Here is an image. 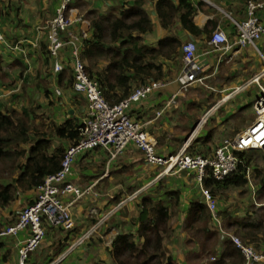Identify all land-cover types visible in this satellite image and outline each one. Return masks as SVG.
Instances as JSON below:
<instances>
[{
	"label": "crops",
	"instance_id": "crops-1",
	"mask_svg": "<svg viewBox=\"0 0 264 264\" xmlns=\"http://www.w3.org/2000/svg\"><path fill=\"white\" fill-rule=\"evenodd\" d=\"M133 1L73 0V7L77 9L78 15L88 22L86 25L81 22L76 23L73 30L80 35L85 30L87 37H90L92 30L87 17L89 11L97 10L100 13H107L126 2ZM173 1L178 3V0ZM189 1L193 2L198 9L194 21L201 29L211 22L216 25L214 30L219 28L229 37H234L236 34L235 21H242L247 17L245 0ZM60 4L61 0H0V29L4 34V40L0 42V112L13 108L18 111L26 108L32 109L30 111L31 120L43 127L44 131L51 132V152L59 148L67 150L75 141L72 138L57 136L52 131L69 120L75 124H83L89 112L88 100L73 88L74 55L72 49L65 46L58 56H52L48 49L49 32L46 24L54 18ZM144 8L150 13L154 24L152 31L143 34L144 42L155 47L159 40L165 37H177L183 44L188 40H193L198 46V58L204 66L201 75L204 82L214 83L217 86L214 88L217 90L220 86L216 97L223 96L227 89L233 90L237 85L243 84L252 76L251 73L260 70V58L253 50L258 48L261 53L262 50L264 51V36L258 41L257 48L248 46L240 49L229 58L236 56L235 59L228 61L227 57L221 58L218 51H215L209 44L210 34L207 31L198 35L192 34L180 21H177L171 28H165L157 15L154 0H144ZM258 14L264 22V7L259 10ZM183 59L181 49L180 56L176 59L166 60L165 68H169L171 72L162 79L165 85L129 109V113L144 123L145 129L157 141L156 152L161 156L177 153L187 142L188 146L192 145L188 151L210 154L218 145L226 140H232L249 126L245 120H241L239 124L234 121L231 136L226 137L225 135L226 138H221L227 133L226 123L235 119L238 116V110H246L245 107L248 105L242 97V101H238L237 98L230 99V97L228 100L224 96L222 100L226 103L221 105L220 116L218 117L217 110L211 124L209 123L193 140L192 131L206 110L212 92L206 93L205 91L203 94L187 92L179 99L176 106L164 108L171 96L180 89L177 78L184 66ZM108 62L101 60L96 69H105ZM56 63H61L63 70L56 71ZM218 79L220 80L219 85ZM256 97L257 94L252 102V108ZM32 136L34 138V135ZM32 144L20 145L28 150V153L19 159L20 163L24 164L27 161ZM250 152H257V150ZM252 170L251 167L248 175V184L251 185ZM19 171L20 169L17 168L15 176ZM262 179H264V170ZM3 180L7 183L12 181L8 177ZM67 180L82 187L93 185L94 194L87 195L88 197L79 200L73 206L72 223L69 227H55L49 224L46 226L45 223L46 238L41 248L30 255V264H92L88 259L91 254L87 253V249L92 248L93 243L104 244V248L106 246L103 250L104 255H101L100 260L97 261L111 264L113 260L109 250L116 237L126 232L136 233L138 230L137 217L142 209L140 200L144 197L170 205V208L173 207V201L178 198L179 204L171 209L170 226L172 230L164 240L165 249L173 256L176 264H201L207 257L204 256L202 260L201 247L197 243H190V236L186 231L188 218L194 217L199 211L198 204H206L202 192L204 182L197 180L194 172L166 171L165 166L148 163L144 152L135 144H130L120 156L113 159L102 148L78 155ZM257 182V189L252 185L251 192L254 195L264 190V185H261L260 180ZM136 190H141L137 202L113 210L118 198L128 197ZM223 190L221 189L214 195L216 199ZM37 195L38 188L20 191L16 199L0 213V223L3 228L15 223L19 212L34 203ZM257 204L264 207V203ZM109 213L110 216L103 223L104 226L96 231L98 233L101 230L98 235L95 236V232L90 241L80 246L81 249H72L69 246L72 240L76 241L100 217ZM241 223L264 225V211L257 214L252 211H231L228 208L219 209L218 207L216 216L212 214L210 227L218 234V242L212 256H217V260L223 261V264H242L243 262H235V258L227 255L228 247L232 245V242L222 238L219 228L223 226L233 234L244 236L247 229L243 228ZM56 232H60V236H56L57 240L54 238ZM26 236V232H21L18 236L0 238V264H18V246ZM253 238L260 252L264 253V233L256 232ZM256 264H264V262Z\"/></svg>",
	"mask_w": 264,
	"mask_h": 264
},
{
	"label": "trees",
	"instance_id": "trees-1",
	"mask_svg": "<svg viewBox=\"0 0 264 264\" xmlns=\"http://www.w3.org/2000/svg\"><path fill=\"white\" fill-rule=\"evenodd\" d=\"M154 2L157 15L165 28H171L180 21L192 34L198 35L207 31L211 39L216 25L210 22L211 25L208 23L201 29L194 21L198 9L193 2L189 0H178V3L173 0ZM87 17L92 32L90 37L81 38L80 55L85 63L87 62L86 68L90 78L98 81L103 96L110 104L120 103L136 87L165 78L171 72L169 68H165L166 60L176 59L183 48V42L174 36L160 39L155 47L144 42L143 34L154 29L150 13L144 8V0L126 2L107 13L91 10ZM101 60L109 61L107 67L96 69ZM31 110L26 108L18 111L13 108L0 112V213L16 199L20 191L38 188L46 176L59 171L66 153L62 148L51 152V132L44 131L43 127L31 120ZM81 129L82 124H75L69 120L52 132L60 137L75 139L73 144H76L81 137ZM28 143L33 144L27 161L22 164L19 159L25 156L28 150L20 145ZM191 147L192 145L188 150ZM237 154L240 158L238 168L224 180H216L211 174L204 179V186L209 188L213 195L230 186L244 187L248 184L251 161L247 157V152ZM17 168L20 171L15 176ZM7 177L12 181L5 182L3 179ZM260 183L264 185V179H261ZM118 202L119 200L117 204ZM178 204L176 198L172 208ZM140 205L142 209L137 217L139 223L137 232L119 234L113 241L109 250L113 263L176 264L164 246L165 237L172 230L170 226L172 208L149 197L142 198ZM198 207V213L188 218L186 231L190 236V243H197L201 247L204 260V256H212L215 253L218 234L210 227L212 212L209 207L202 203H199ZM241 225L247 229L245 235L240 237L246 243L255 244L253 235L256 232L264 233L263 224ZM2 229L0 223V231ZM227 255L235 258V262L244 264L241 251L233 243L228 247ZM203 263L204 261L201 262ZM223 263L217 260L213 264Z\"/></svg>",
	"mask_w": 264,
	"mask_h": 264
},
{
	"label": "built area",
	"instance_id": "built-area-1",
	"mask_svg": "<svg viewBox=\"0 0 264 264\" xmlns=\"http://www.w3.org/2000/svg\"><path fill=\"white\" fill-rule=\"evenodd\" d=\"M247 3V17L242 21H235L236 34L229 37L225 31L216 29L212 33L209 44L220 57L232 56L240 49L248 46L257 48V42L264 36V22L258 14L264 7V0H245ZM81 22L88 24L78 15L73 7V0H61L56 15L46 24L49 32L48 49L52 56H58L65 46L72 48L74 55L73 88L83 94L88 100L89 112L82 124L81 137L76 144L66 150L61 169L45 177L38 187V195L34 203L24 207L18 214L15 223L5 226L0 231V238L18 236L26 232L27 236L18 246V264H30V255L40 248L46 238L45 223L55 227H69L72 223V208L84 196L92 193L93 185L82 187L68 181L72 165L78 155L102 148L111 159L120 156L130 144H135L145 154L148 163L165 166L166 171L187 170L196 174L197 180L204 179L211 174L216 180H224L234 172L240 163L238 152L262 150L264 152V67L246 82L236 87L235 93H240L256 85L260 92L253 103L254 119L239 132L232 140H226L218 145L210 154H196L188 151V142L177 153L161 156L156 152L157 141L145 129L144 123L134 118L129 109L145 100L154 91L161 89L165 83L162 80L154 81L137 87L127 98L117 104H110L102 94L97 80L90 78L86 64L80 55V41L87 37L86 31L78 34L73 26ZM4 34L0 29V42ZM184 66L178 77L181 88L166 102L164 108L177 104V99L188 90V87L201 79L202 65L198 61V46L190 40L183 44ZM258 49V48H257ZM264 59V55H263ZM56 71L63 70L61 63H56ZM232 94L226 95L225 99ZM218 102V108L221 106ZM210 110L206 112L195 128L197 132L204 126ZM141 190H136L121 200L113 210H117L139 197ZM206 205L213 216H216L217 199L205 186L202 187ZM112 213V211L110 212ZM106 214L89 229L81 234L71 245V248L84 244L99 229L100 225L109 218ZM221 236L231 242L241 251L244 264L264 262V253L253 244L244 242L238 235L233 234L220 226ZM217 260V256H210L204 264Z\"/></svg>",
	"mask_w": 264,
	"mask_h": 264
},
{
	"label": "rangeland",
	"instance_id": "rangeland-1",
	"mask_svg": "<svg viewBox=\"0 0 264 264\" xmlns=\"http://www.w3.org/2000/svg\"><path fill=\"white\" fill-rule=\"evenodd\" d=\"M188 41H190V40H188ZM193 41V40H192ZM257 43H259V42H257ZM258 46H260V45H258ZM253 47V46H252ZM260 48H261V46H260ZM253 52L257 55V57L258 58H260V61H261V65H260V70L264 67V59H263V54H264V51L262 50V53L258 50V49H254L253 50ZM218 55H220V52H218ZM221 56V55H220ZM223 57H227V60L228 61H233L234 59H235V57L236 56H233V58H231V59H229L230 58V56H223ZM199 59V58H198ZM198 61H200V59L198 60ZM200 63H201V65L203 66V63L200 61ZM259 70V71H260ZM203 71H204V66L202 67V73H203ZM259 71H257V72H259ZM256 71L252 74L251 73V75L253 76L255 73H257ZM202 73H201V75H202ZM179 77V76H178ZM178 79V78H177ZM211 81H216V80H211ZM220 80L218 79V85L220 84V82H219ZM178 82H179V80H178ZM199 82H202V83H199ZM224 82V81H223ZM228 83V82H227ZM179 84H180V82H179ZM214 86H216L214 83L213 84H211V83H209V82H204V79H201V80H198V81H196V82H194V83H192L189 87H188V90L185 92V93H183V94H181L180 96H179V98L177 99V103H178V101H179V99L184 95V94H186L187 92H192V93H205V91H206V93H210V92H212L211 94H210V102L207 104V106H206V110L202 113V115L200 116V119L202 118V117H204V115L206 114V112L208 111V110H210V114L207 116V121H206V123L204 124V126L202 127V128H200L197 132H195V129H194V131H192V134H191V136H192V138H193V140H194V138H196L200 133H201V131L206 127V126H208V124L210 123V122H212L214 119L213 118H215V115L217 114V110H218V117L220 116L219 115V112H220V108H222V106L224 105V103H226V101L224 102L223 100H222V98L224 97V96H226V95H229V94H232L231 95V98L230 99H233V98H237V100L238 101H242V99H241V97L242 98H244L245 100H246V104H248L246 107H245V109L246 110H243V111H240V109L238 110L239 112H237V114H238V118L235 120V119H233L232 121H229V122H227L226 123V125L225 126H228V129H227V133L226 134H224V135H222V133H220L222 136H221V138L222 139H224V138H226V137H229V136H231L230 135V133L232 132V127H233V123H234V121H235V123H237V124H239L240 122H241V120H245L246 122H248L249 124L252 122V119L254 118V116H253V108H252V102H253V100H254V98H255V96H256V94L258 95L259 94V92H260V90H259V88L256 86V85H254V86H252V87H250L249 89H247V90H243V91H241L240 93H233L234 92V90H235V88L232 90H230V89H227V90H225V92L223 93L224 95L223 96H217L216 97V94L218 93V90H220L219 89V87L220 86H218V90L216 89V88H214ZM238 86H240V85H237L236 87H238ZM211 87V88H210ZM217 87V86H216ZM224 87V86H223ZM180 88H181V84H180ZM175 94V93H174ZM173 94V95H174ZM172 95V96H173ZM171 96V97H172ZM221 99V100H220ZM230 99H228V100H230ZM227 100V101H228ZM218 102H221V103H219L220 105H222V106H220L219 108H218ZM223 103V104H222ZM177 104H175V106H176ZM173 107V106H172ZM225 108V107H224ZM199 119V120H200ZM211 124V123H210ZM248 124V125H249ZM196 128V127H195ZM225 135H226V137H225ZM221 139V140H222ZM220 140V141H221ZM220 142H218V144H219ZM200 153H202V152H200ZM247 157L249 158V160L251 161V165H252V168H253V170L251 171V175H250V177H251V183H252V185H254V187H255V189H257V185H256V183H258L257 181H259V180H261L262 179V171L264 170V152L262 151V150H257V152H247ZM257 168V169H256ZM182 171H187V170H184V169H182ZM261 173V174H260ZM252 185L251 184H248L247 186H244V187H230V188H228V189H224L222 192H220L219 194H218V202H217V210H218V207H219V209L220 208H228V209H230L231 211H236V210H244V211H247V212H250V211H252L253 213H257V214H259V212H262V211H264V207H260L257 203H264V190H262V191H260V193L258 194V197H256L255 198V196L257 195L256 193V195H254V193H252L251 191H252ZM263 192V193H262ZM133 193V192H132ZM261 193H262V195H261ZM92 194H94L93 193V191H92V193H90V194H88V195H91L92 196ZM261 195V197H259ZM85 197H88L87 195L86 196H84L82 199H84ZM124 198H126V197H122V198H118V200H119V202L121 201V200H123ZM140 198V196L139 197H137L136 199H134V200H132V201H128V202H126L125 203V205H123V207H126V206H128V204H130V203H132V202H137V200ZM117 200V201H118ZM125 200V199H124ZM89 202V201H88ZM118 202V203H119ZM257 202V203H256ZM112 210V209H111ZM95 211V210H94ZM96 215V214H95ZM105 223V222H104ZM47 224V223H46ZM92 225V224H91ZM90 225V226H91ZM46 226H48V224L46 225ZM89 226V227H90ZM104 225H102L99 229H101L102 227H103ZM98 229V230H99ZM53 231V230H52ZM99 232H101V230L99 231ZM98 232V233H99ZM98 233L96 232L95 233V236L96 235H98ZM57 235H59L60 236V232H56L55 234H54V238H56V240H57ZM238 235V234H237ZM239 237H241L240 235H238ZM54 238H52V239H54ZM89 241L91 240V238L90 239H88ZM87 240V241H88ZM74 242H75V239L74 240H72L71 241V243L69 244V246H71L72 244H74ZM94 242V241H93ZM92 242V243H93ZM44 243V242H43ZM43 243L41 244V246L43 245ZM86 244V243H85ZM254 244V243H253ZM83 245V244H82ZM82 245H80V246H82ZM256 247H257V245L256 244H254ZM41 246H40V248H41ZM80 246H78V247H75L74 249H81V247ZM104 246V244H99V243H93L92 244V248H88L87 249V253L88 254H91V257H89L88 259H89V261H90V263L92 262V264H94V263H97V262H100V261H97V260H100V256L102 255H104L103 253V250L106 248V246H105V248L103 247ZM257 249L260 251V249L257 247ZM82 255L84 256V253H82ZM210 256H207L206 258H205V260L204 261H206L208 258H209ZM53 261V260H52ZM93 261H95V262H93ZM51 262V261H50ZM49 262V263H50ZM107 264V263H106ZM111 264H113V262L111 263Z\"/></svg>",
	"mask_w": 264,
	"mask_h": 264
}]
</instances>
